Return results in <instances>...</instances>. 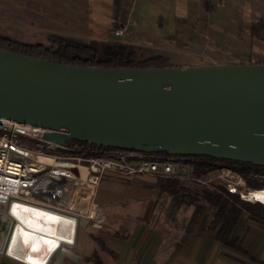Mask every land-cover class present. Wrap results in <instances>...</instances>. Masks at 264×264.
<instances>
[{"label": "water", "instance_id": "water-1", "mask_svg": "<svg viewBox=\"0 0 264 264\" xmlns=\"http://www.w3.org/2000/svg\"><path fill=\"white\" fill-rule=\"evenodd\" d=\"M0 120L63 146L264 166V63L99 68L0 48Z\"/></svg>", "mask_w": 264, "mask_h": 264}, {"label": "crops", "instance_id": "crops-1", "mask_svg": "<svg viewBox=\"0 0 264 264\" xmlns=\"http://www.w3.org/2000/svg\"><path fill=\"white\" fill-rule=\"evenodd\" d=\"M63 1L80 14L76 23L83 26L85 36L99 42L116 39L148 47L163 44L175 18L190 19L200 11L207 12L205 0H159L166 12L150 18L143 14L151 7L150 0H122L116 19L115 0ZM161 18L165 21L163 29L159 27ZM116 29L126 30L125 36H113ZM158 182L152 176L109 173L99 189L97 204L113 231L81 223L73 243L41 235L28 228L27 219L14 217L7 253H2L8 233L5 217L0 215V264H264L263 223L249 219L247 214L242 217L235 236L243 251L223 245L196 228L175 233L162 225L168 199ZM170 232L180 234L179 245L169 242Z\"/></svg>", "mask_w": 264, "mask_h": 264}, {"label": "built area", "instance_id": "built-area-1", "mask_svg": "<svg viewBox=\"0 0 264 264\" xmlns=\"http://www.w3.org/2000/svg\"><path fill=\"white\" fill-rule=\"evenodd\" d=\"M112 34L123 38L126 30L116 29ZM45 132L49 131L0 120V213L13 221L12 207L26 205L74 220L76 231L85 223L112 232L97 204L99 189L109 173L176 180L197 189L222 185L252 202L247 197L252 190L243 191L244 177L230 167L196 177L190 164L171 155L116 150L109 156L82 157L75 155L76 146L50 141Z\"/></svg>", "mask_w": 264, "mask_h": 264}, {"label": "rangeland", "instance_id": "rangeland-1", "mask_svg": "<svg viewBox=\"0 0 264 264\" xmlns=\"http://www.w3.org/2000/svg\"><path fill=\"white\" fill-rule=\"evenodd\" d=\"M150 1L151 7L143 14L153 18L166 12L159 0ZM212 1L216 6L213 13L200 11L190 19L175 18L165 32V41L160 47L144 44L137 47L147 54L167 55L175 67L264 63V35L255 38L250 31L252 24L264 20V0ZM72 9L63 0H0V33L25 42L56 39L87 41L99 46L101 42L85 36L83 26L76 23L81 16ZM164 22L161 18V29L165 28ZM242 176L246 184L243 191L246 192V188L254 191L249 177ZM253 179L259 184L264 183L261 177ZM217 183L222 184L220 181ZM199 205L205 207L203 202ZM165 207L162 225H168L171 231L187 233L196 228L212 235L208 231L211 220L208 207L194 221L197 214L194 206L183 207L178 214L168 210V203ZM51 226L57 228V224ZM171 233L167 239L171 243L177 241L179 245L180 234ZM74 236L76 238V232Z\"/></svg>", "mask_w": 264, "mask_h": 264}, {"label": "trees", "instance_id": "trees-1", "mask_svg": "<svg viewBox=\"0 0 264 264\" xmlns=\"http://www.w3.org/2000/svg\"><path fill=\"white\" fill-rule=\"evenodd\" d=\"M121 2L122 0H115L116 19L120 14ZM205 8L208 13L215 11L211 0H205ZM250 31L252 37L255 38L264 35V20L252 24ZM0 48L24 56L83 67L155 68L173 66L167 55L147 54L136 45L116 39L102 41L99 46H95L87 41L73 40L25 42L0 33ZM71 145L78 148L75 155L82 157L109 156L119 150L76 141H71ZM176 158L190 164L196 177H204L212 170L227 166L237 174L249 177L253 189H264V183L259 184L253 179L255 175L264 176V166L194 155L190 157L176 156ZM158 188L168 199V210L173 211V214H178L183 207L194 206L197 213L194 221L201 215L204 208L208 207L211 212L208 231L220 243L233 249L243 251L240 239L235 236V230L245 214L249 219L264 224L263 204L242 200L239 195L229 193L222 185H214L210 189H197L176 180L161 179L158 182ZM202 202L205 207L199 205ZM168 218H173V216Z\"/></svg>", "mask_w": 264, "mask_h": 264}, {"label": "bare ground", "instance_id": "bare-ground-1", "mask_svg": "<svg viewBox=\"0 0 264 264\" xmlns=\"http://www.w3.org/2000/svg\"><path fill=\"white\" fill-rule=\"evenodd\" d=\"M247 197L251 201H260L264 203V189L254 190ZM11 213L18 220L19 217L27 219L28 228L39 232L41 235H46L65 243H73L75 241L74 233L76 232V224L74 220L47 212L39 208L28 207L26 205H14L12 207ZM0 215L5 217L4 226L8 233L6 246L4 249L6 250L12 232V218L2 213H0ZM20 222L23 224V221ZM52 224H57V228H52ZM7 226L9 227L7 228ZM33 250L30 252L31 256L34 255Z\"/></svg>", "mask_w": 264, "mask_h": 264}, {"label": "flooded vegetation", "instance_id": "flooded-vegetation-1", "mask_svg": "<svg viewBox=\"0 0 264 264\" xmlns=\"http://www.w3.org/2000/svg\"><path fill=\"white\" fill-rule=\"evenodd\" d=\"M254 178H259V177H261V176H258V175H255V176H253Z\"/></svg>", "mask_w": 264, "mask_h": 264}]
</instances>
